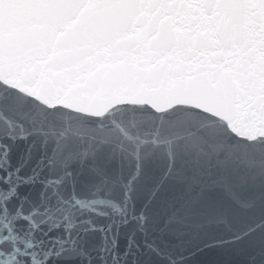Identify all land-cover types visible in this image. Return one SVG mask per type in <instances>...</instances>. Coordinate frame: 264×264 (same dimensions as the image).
Segmentation results:
<instances>
[{
    "label": "snow or ice",
    "instance_id": "obj_1",
    "mask_svg": "<svg viewBox=\"0 0 264 264\" xmlns=\"http://www.w3.org/2000/svg\"><path fill=\"white\" fill-rule=\"evenodd\" d=\"M0 264H264V0H0Z\"/></svg>",
    "mask_w": 264,
    "mask_h": 264
}]
</instances>
